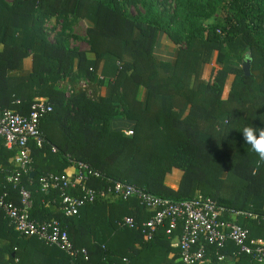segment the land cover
I'll list each match as a JSON object with an SVG mask.
<instances>
[{
	"label": "trees",
	"instance_id": "obj_1",
	"mask_svg": "<svg viewBox=\"0 0 264 264\" xmlns=\"http://www.w3.org/2000/svg\"><path fill=\"white\" fill-rule=\"evenodd\" d=\"M219 12L222 20L215 19ZM52 18L59 28L51 29L50 40L45 26ZM78 19L87 26L84 52L70 47L79 39L71 32ZM158 41L177 48L174 62L154 57ZM27 58V72L11 74L23 70ZM246 59L249 76L237 65ZM67 78L95 81L100 98L83 91L67 97L58 87ZM36 98H46L52 111L40 120L43 145L29 142L35 174L21 179L31 193L30 217L58 221L73 246L86 249L88 261L19 235L0 213V253L8 254L3 264H181L166 225L147 242L140 229L119 225L124 217L140 224L152 216L135 198L97 200L64 216L60 192L41 191L38 180L79 162L100 174L87 182L96 190L119 182L177 202L211 198L252 212L258 219L239 224L249 239H264V210L253 205L264 196V161L241 133L248 125L264 128V0H0V111L28 115ZM118 118L132 123V135L112 128ZM14 152L0 138L6 167H0V194L19 205V186L6 180L15 170ZM173 172L180 173L176 189L165 183ZM161 248L168 260L149 259ZM234 250L227 244L218 262L210 248L213 264H257L233 257Z\"/></svg>",
	"mask_w": 264,
	"mask_h": 264
},
{
	"label": "built area",
	"instance_id": "obj_2",
	"mask_svg": "<svg viewBox=\"0 0 264 264\" xmlns=\"http://www.w3.org/2000/svg\"><path fill=\"white\" fill-rule=\"evenodd\" d=\"M88 85V84H87ZM86 83H82L87 91ZM68 97V96H67ZM52 111V105L46 98H36L28 115H21L14 110L0 112V138L8 150H14L15 170L7 177V182L19 186L20 204L15 205L0 194V213H3L14 230L24 237H35L46 246L57 248L68 255H80L88 261L85 248L77 249L69 239L65 229L56 220L36 221L30 217L32 198L30 190L21 186V179L31 172L29 142L41 147L45 138L39 128L41 118ZM132 135V131H126ZM55 151V148H52ZM100 174L87 164L76 163L71 174H47L39 178L41 191L57 190L60 192V210L64 216H75L79 209L97 200H111L114 197L129 200L135 198L138 203L152 212V216L138 224L131 217H124L119 225L129 229H140L144 240L150 241L160 227L171 237L177 235L179 262L181 264H213L209 249L214 248L218 262H223L225 254L220 253L227 244L235 250L233 257L245 255L257 264H264V239H249L248 230L239 224L240 219H258L257 215L242 210H235L219 205L211 198L197 197L189 200L173 201L158 197L144 189L125 183L116 182L103 189H94L87 185L90 178ZM116 199V198H115ZM126 261V259H124ZM18 264V259H15Z\"/></svg>",
	"mask_w": 264,
	"mask_h": 264
},
{
	"label": "crops",
	"instance_id": "obj_3",
	"mask_svg": "<svg viewBox=\"0 0 264 264\" xmlns=\"http://www.w3.org/2000/svg\"><path fill=\"white\" fill-rule=\"evenodd\" d=\"M173 49H174L173 47L167 46L164 43H162L161 41H158L153 47V55L158 61L171 62L173 60V55H174V53L172 51ZM26 72H27L26 67L23 64V70L18 71V72L17 71L11 72V74L17 75V74H20V73L23 74ZM64 83L66 85H70V86L74 85L69 80H66V82H64ZM60 86H62V84H60ZM70 86H68V88H70ZM88 87H90V89H87V91L89 92V94H88L89 96L88 95L87 96L93 100H98L100 98V94H101L100 86L95 81H89L88 80ZM112 128L115 130L129 131L132 129V123H130L129 121H126L122 118H118L112 122ZM0 167H3L6 170V167L3 166L2 164H0ZM71 173H73V168H70V166H69V169L64 174H71ZM179 179H180V173L173 172L172 174H170L166 177L165 183L170 188L176 189L178 186V183H179ZM113 200H118V199H113ZM113 200H111V201H113ZM253 205L255 206L254 208H261L262 210H264V196L259 198V199H256L255 202L253 203ZM60 207H61V203L59 204V210H60ZM53 212H56V209ZM50 214H52V212ZM89 215H93V213H90ZM241 220H246V219H240L239 221H241ZM168 239L170 240V246L177 245V235H173L171 237H168ZM164 249L165 248H161L160 250L158 249V250L152 252L153 257L150 256L149 259L154 260V259L158 258L161 260H168L171 257V255L169 254V255H167V257H165ZM170 253H172V252H170ZM7 258H8V254H6V252H1L0 253V259L2 262L0 264H3V261L6 260Z\"/></svg>",
	"mask_w": 264,
	"mask_h": 264
},
{
	"label": "rangeland",
	"instance_id": "obj_4",
	"mask_svg": "<svg viewBox=\"0 0 264 264\" xmlns=\"http://www.w3.org/2000/svg\"><path fill=\"white\" fill-rule=\"evenodd\" d=\"M7 1H10V0H7ZM131 10H133V9H131ZM222 14H223L222 12H219L218 14H216L215 19L222 20L223 19L222 18ZM56 25L57 24L55 22V19L52 18L51 20H49L47 22V24L45 26L46 27V33H47V35H48V37H49L50 40H52V35H53L52 32H51V29L53 27L59 28ZM86 28H87V26H86V24H85V22L83 20L78 19V20H75L74 21V23H73V25L71 27V32L74 35H76L77 37H79V39H77V40H71L70 41V47L71 48H76L78 51H82V52L88 50V45L84 41L85 38H86ZM172 51L174 53L173 60L172 61L174 62V60L176 59L178 50H177V48L176 49L174 48ZM216 55H217V53L214 52L213 53V59H212V67L213 66H217V63H216ZM24 62H25L24 63V66L26 67V70H28L29 67H30L29 58H27L26 60H24ZM243 62L241 64L238 62V64H237V61H236V64L237 65H241V67H242ZM209 67L211 69V66H209ZM209 67H205V69H204V74H205V76H207L206 78L209 77L208 76L209 75ZM250 73H252L251 69H250ZM253 73L255 74V77L258 80L260 78V72L259 71H254ZM232 79H233V75L228 76V79L226 81V85H225V88H224V92H223V97L224 98L227 96V93L229 91V87H230V84L232 82ZM67 80H68V78H67ZM64 82H66V80L60 81V83H59L58 86H59V88L61 90L66 91L65 93H66L67 96H69V94L71 95L72 92H77V91H81V92L83 91L87 95L89 94V92H86L84 90L85 88L83 89V87H82V83H86V85L88 84V80L87 79H83V80L77 81L73 86L66 85ZM60 84H62V86H60ZM68 86H70V88H68ZM87 89H90V87H88V85H87Z\"/></svg>",
	"mask_w": 264,
	"mask_h": 264
},
{
	"label": "clouds",
	"instance_id": "obj_5",
	"mask_svg": "<svg viewBox=\"0 0 264 264\" xmlns=\"http://www.w3.org/2000/svg\"><path fill=\"white\" fill-rule=\"evenodd\" d=\"M241 133L244 142L250 145L251 150L258 155L261 161H264V128L248 125Z\"/></svg>",
	"mask_w": 264,
	"mask_h": 264
},
{
	"label": "water",
	"instance_id": "obj_6",
	"mask_svg": "<svg viewBox=\"0 0 264 264\" xmlns=\"http://www.w3.org/2000/svg\"><path fill=\"white\" fill-rule=\"evenodd\" d=\"M242 69L244 71V74L246 76H249L250 75V60L249 59H246L243 64H242ZM34 175V172H31V176Z\"/></svg>",
	"mask_w": 264,
	"mask_h": 264
}]
</instances>
